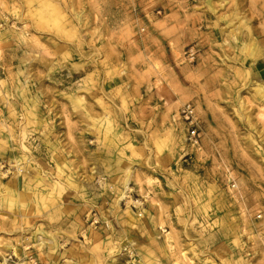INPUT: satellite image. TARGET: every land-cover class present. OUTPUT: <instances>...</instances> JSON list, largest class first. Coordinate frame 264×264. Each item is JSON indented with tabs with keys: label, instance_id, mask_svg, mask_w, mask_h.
I'll list each match as a JSON object with an SVG mask.
<instances>
[{
	"label": "rangeland",
	"instance_id": "1",
	"mask_svg": "<svg viewBox=\"0 0 264 264\" xmlns=\"http://www.w3.org/2000/svg\"><path fill=\"white\" fill-rule=\"evenodd\" d=\"M0 264H264V0H0Z\"/></svg>",
	"mask_w": 264,
	"mask_h": 264
},
{
	"label": "built area",
	"instance_id": "2",
	"mask_svg": "<svg viewBox=\"0 0 264 264\" xmlns=\"http://www.w3.org/2000/svg\"><path fill=\"white\" fill-rule=\"evenodd\" d=\"M190 56L194 58V52L191 50ZM181 118L187 124V135L191 143L196 144L199 138L198 133V119L196 116L194 105L191 103L185 104L181 109Z\"/></svg>",
	"mask_w": 264,
	"mask_h": 264
},
{
	"label": "bare ground",
	"instance_id": "3",
	"mask_svg": "<svg viewBox=\"0 0 264 264\" xmlns=\"http://www.w3.org/2000/svg\"><path fill=\"white\" fill-rule=\"evenodd\" d=\"M123 185H125V188L128 189V187H129V186H128V180H126L125 183H124ZM126 189H125V191H126ZM128 191H130V190H128ZM123 196H124V195H123Z\"/></svg>",
	"mask_w": 264,
	"mask_h": 264
}]
</instances>
